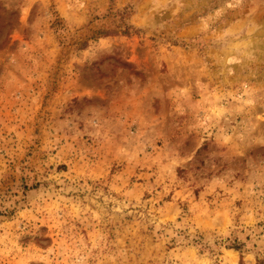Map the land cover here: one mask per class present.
Instances as JSON below:
<instances>
[{"label": "rangeland", "instance_id": "obj_1", "mask_svg": "<svg viewBox=\"0 0 264 264\" xmlns=\"http://www.w3.org/2000/svg\"><path fill=\"white\" fill-rule=\"evenodd\" d=\"M0 264H264V0H0Z\"/></svg>", "mask_w": 264, "mask_h": 264}]
</instances>
